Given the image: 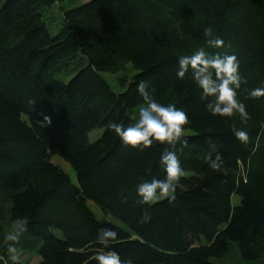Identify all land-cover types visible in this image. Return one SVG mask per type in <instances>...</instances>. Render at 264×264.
<instances>
[{"label":"trees","instance_id":"obj_1","mask_svg":"<svg viewBox=\"0 0 264 264\" xmlns=\"http://www.w3.org/2000/svg\"><path fill=\"white\" fill-rule=\"evenodd\" d=\"M67 1L0 0V208L12 223L28 218L18 250L35 253L38 264H85L98 250L97 230L110 226L123 237L121 259L133 264H264V98L241 94L252 119H233L249 133L245 146L232 122L205 110L192 81L176 77L178 56L204 47L235 54L243 87L261 86L264 0H90L64 10ZM216 37L223 48L206 44ZM126 64L136 74L119 77L115 93L102 74ZM141 79L153 98L191 120L189 143L175 150L192 175L182 178L174 204L136 202L135 185L163 178L164 146L133 150L108 130L109 123L134 122ZM96 129L102 134L89 143ZM209 151L222 154L227 175L208 167ZM55 156L69 164L76 185L51 162ZM233 195L240 198L234 207ZM89 201L123 227L97 220ZM145 208L152 219L139 223Z\"/></svg>","mask_w":264,"mask_h":264},{"label":"clouds","instance_id":"obj_2","mask_svg":"<svg viewBox=\"0 0 264 264\" xmlns=\"http://www.w3.org/2000/svg\"><path fill=\"white\" fill-rule=\"evenodd\" d=\"M211 29L205 30L210 35ZM210 48H223L225 42L216 37L206 41ZM177 79L186 77L199 89L201 99L205 101V110L213 117L225 119L231 123V131L235 139L242 145L250 143V136L244 127L237 128L234 117L238 116L242 125H247L252 119L245 99L264 98V82L261 86L245 89L247 80L241 73L240 60L235 54L221 55L210 53L204 47L194 50L190 55L184 54L177 58ZM136 91L143 100V106L138 109V119L125 124L113 122L108 124V130L113 132L120 142L133 150L144 151L154 145H163L159 164L164 173L163 178L144 179L135 185L137 203L141 206H152L160 201L174 204L177 190H183L182 178L186 171L175 150L189 143L186 135L191 120L188 114L175 104H163L152 97L150 86L143 79L136 84ZM212 172L227 175L229 169L221 153L215 156L211 151L204 157ZM152 217L147 208L142 212L139 223H149ZM28 218H18L15 227L8 232L5 239V254L0 256L3 264H21L18 245L28 231ZM123 241L119 231L114 227H101L97 230L96 243L98 250L93 253L85 264L95 261L96 264H133L131 259L122 260L116 245Z\"/></svg>","mask_w":264,"mask_h":264},{"label":"rangeland","instance_id":"obj_3","mask_svg":"<svg viewBox=\"0 0 264 264\" xmlns=\"http://www.w3.org/2000/svg\"><path fill=\"white\" fill-rule=\"evenodd\" d=\"M90 0H73V1H67V2H63L60 6L63 7L64 10H69L71 8L77 7L83 3H86ZM57 8V7H56ZM53 8L51 11L52 13L54 12ZM56 14L60 15L57 11ZM49 16V15H47ZM51 20V19H50ZM48 25V30L51 33V35H54L57 32L58 26H59V19L54 18L53 20H51V22H47ZM136 74V71L134 69H132L130 64H126L124 67H122V69L116 73H112V74H102V77L105 79V81L109 84V86L111 87V89L115 92V93H120L122 91V89H120L117 80L119 79V77L121 76H126L129 80H131V78ZM59 79H63L65 82H68L70 77H65L63 74H59L58 75ZM138 109H133L130 113L131 118L135 121L136 119H138ZM188 133V132H186ZM102 134V129H96L92 132H90L87 135V140L89 143H94L95 141H97L99 139V137ZM51 162L55 165H57L58 167H60V169H62L70 178V181L73 185H76V177L74 174V171L71 169V167L69 166V164H67L66 162H64L61 158L59 157H53L51 159ZM192 173L190 172H186V176L185 177H189L191 176ZM240 203V198L237 195H233L231 197V206H237ZM87 205L89 207V209L92 211V213L94 214L95 218L99 221H108L110 223H114L120 227H123V225L117 221L116 219L110 217V216H104L99 209L96 207L95 204H93L92 202H87ZM3 208V209H1ZM0 208V240L1 242H5V235L8 232H11L14 227H15V223H12L9 221L8 215H7V208L6 207H1ZM18 252L21 255V264H38L39 262V258L36 256L35 253H26L22 250H18ZM230 260V258H228L226 260V262ZM231 261V260H230ZM232 262V261H231ZM234 263V262H233ZM234 264H249V263H234ZM250 264H254V263H250Z\"/></svg>","mask_w":264,"mask_h":264}]
</instances>
